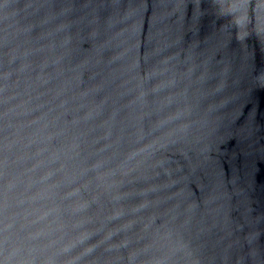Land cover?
Masks as SVG:
<instances>
[{
    "label": "water",
    "instance_id": "95a60500",
    "mask_svg": "<svg viewBox=\"0 0 264 264\" xmlns=\"http://www.w3.org/2000/svg\"><path fill=\"white\" fill-rule=\"evenodd\" d=\"M0 264H264V0H0Z\"/></svg>",
    "mask_w": 264,
    "mask_h": 264
}]
</instances>
